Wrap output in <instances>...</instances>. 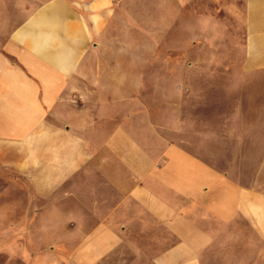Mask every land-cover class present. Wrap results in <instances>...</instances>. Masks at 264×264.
<instances>
[{
  "label": "crops",
  "instance_id": "0c3cea01",
  "mask_svg": "<svg viewBox=\"0 0 264 264\" xmlns=\"http://www.w3.org/2000/svg\"><path fill=\"white\" fill-rule=\"evenodd\" d=\"M121 6L0 0V255L264 264V0H246L232 89L214 93L190 90L188 69L179 93L147 76L162 64L119 46L139 34ZM180 15L185 54L202 27Z\"/></svg>",
  "mask_w": 264,
  "mask_h": 264
},
{
  "label": "rangeland",
  "instance_id": "374dc122",
  "mask_svg": "<svg viewBox=\"0 0 264 264\" xmlns=\"http://www.w3.org/2000/svg\"><path fill=\"white\" fill-rule=\"evenodd\" d=\"M121 1L123 16H132L134 20L133 27L137 29L139 34H132L133 40L127 36L129 34L124 35L123 42L119 46H136L142 49V52L145 51L144 49L156 48L157 64H162L158 71H154L153 68L148 70L150 75L147 76H154L159 73L161 78H173L174 82L168 85V88L179 93L177 87L183 85L182 72L184 73L188 69L189 75H191V82L188 84L190 90H207L214 93L219 90L225 92L232 89L230 72L236 70V60H240L243 55L242 27L246 0ZM183 10L186 11L185 20L189 27H202L198 41H193L197 45L190 46V50L185 54L180 50V31L177 30L182 20L180 19V11L183 12ZM135 19L138 22H135ZM231 31L236 32L235 42L230 39L231 34L229 32ZM152 55V53H142L141 59L143 62H150ZM232 61H234L233 64H231ZM171 62H174L173 71L166 68L167 64L171 65ZM233 66L234 68L231 69ZM172 72L174 77L170 74ZM165 88H167V85L158 87L161 91H164ZM219 99L225 104L231 100V96L225 95L224 98L219 97ZM180 101L182 99L177 98L176 101H170L171 106L166 109L173 110L176 108L179 113L180 109L184 107L182 103H178ZM215 101V98H209L208 104L209 102L215 103ZM227 106L225 104L226 109L224 108L223 111V119L226 120L232 117L231 106L229 108ZM180 112L182 113V110ZM212 112L211 115L215 118L216 108ZM16 241V239H13L4 242H8L13 248ZM13 250L8 256L0 255V264H35L36 255L33 252H29L24 258V256L12 253Z\"/></svg>",
  "mask_w": 264,
  "mask_h": 264
}]
</instances>
